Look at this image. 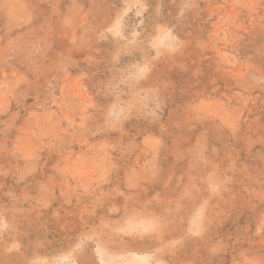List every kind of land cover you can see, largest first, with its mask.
<instances>
[{"label":"rangeland","instance_id":"1","mask_svg":"<svg viewBox=\"0 0 264 264\" xmlns=\"http://www.w3.org/2000/svg\"><path fill=\"white\" fill-rule=\"evenodd\" d=\"M0 264H264V0H0Z\"/></svg>","mask_w":264,"mask_h":264}]
</instances>
